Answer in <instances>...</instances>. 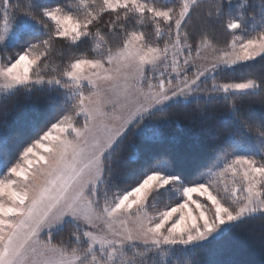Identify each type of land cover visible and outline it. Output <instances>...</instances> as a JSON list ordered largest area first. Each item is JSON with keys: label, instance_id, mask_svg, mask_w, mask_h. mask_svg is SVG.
I'll list each match as a JSON object with an SVG mask.
<instances>
[{"label": "snow or ice", "instance_id": "6c2138e0", "mask_svg": "<svg viewBox=\"0 0 264 264\" xmlns=\"http://www.w3.org/2000/svg\"><path fill=\"white\" fill-rule=\"evenodd\" d=\"M198 11L199 0H0V264H211L213 245L264 221V77L217 80L264 60V0H221L215 21ZM57 41L70 52L50 67ZM21 91L59 114L12 154L7 101ZM181 116L200 144L125 155L129 134L159 143ZM65 224L75 230L55 240Z\"/></svg>", "mask_w": 264, "mask_h": 264}, {"label": "trees", "instance_id": "16d2710c", "mask_svg": "<svg viewBox=\"0 0 264 264\" xmlns=\"http://www.w3.org/2000/svg\"><path fill=\"white\" fill-rule=\"evenodd\" d=\"M71 3H78L79 0H69ZM160 3L174 2V0H159ZM221 0H202L199 2V11L194 14L200 18H206L208 13H212L211 20H216V5ZM234 1L233 3H236ZM253 0H249L252 3ZM259 3V0H255ZM224 19L228 18V15H234L235 12L229 13L225 8ZM253 9L248 8L246 15L251 16ZM258 18V17H257ZM105 20L108 19L106 15ZM250 24V19L248 20ZM191 27L195 31H199L201 20L193 19ZM146 31H151L149 26ZM215 36L218 39L228 37L227 31H225L220 24L215 25ZM84 48H88L89 45H84ZM18 49H9V53L17 51ZM70 50L67 45L57 41L54 44V51L49 58V64L51 66H59L67 62V56ZM252 76L255 78L264 77V60L259 57L254 61L249 62L247 65L240 66L235 72L223 73L217 77L218 82H224L225 79L239 80L244 77ZM208 83H211L209 81ZM38 103L41 105L42 110L35 112L33 110V104ZM47 101L43 93L21 91L17 95L11 97L8 101V108L10 110L8 117L7 132L10 137L9 151L15 154L21 145L26 146V142H30L31 139H35V130H39L45 127V124L53 121L59 114L58 106L56 108L45 107ZM196 101H193L192 107L195 108ZM200 103H203L201 101ZM224 102L218 103V112H223ZM173 111H177L175 108ZM183 112L184 109H179ZM214 125L217 121L212 122ZM135 140V148H128L127 141L125 142V155L126 156H139L151 155L158 149H168L173 154L176 152L186 151L189 146L200 144L201 137L196 133L195 129L191 125L190 121L185 120L182 116L179 118V123L173 126L170 130H166L163 134V138L159 143H154L150 139L145 138H133L129 134V140ZM204 160L197 162H190L186 165L185 171L188 174V178L194 179L198 175L199 165L204 163ZM132 171H136L138 165L134 162H130ZM3 165H0V175L3 174ZM133 182L132 173L125 174L118 183V188L123 189L126 184ZM116 189H113L115 191ZM165 201L162 200L161 205ZM264 225V221L260 218L255 220L246 221L243 225L235 229L225 239L212 246L211 251L205 257L211 264H264V232L261 228ZM74 231L73 225H65L60 231L56 232L54 239L59 241L61 239L67 240L69 233Z\"/></svg>", "mask_w": 264, "mask_h": 264}, {"label": "rangeland", "instance_id": "374dc122", "mask_svg": "<svg viewBox=\"0 0 264 264\" xmlns=\"http://www.w3.org/2000/svg\"><path fill=\"white\" fill-rule=\"evenodd\" d=\"M202 0H199V2H201ZM234 1H237V0H233V2ZM250 23H251V21H250ZM228 33V32H227ZM241 33H239V32H237V35H240ZM225 38H227V39H230V35L228 34V37L226 36ZM225 38H222V39H219L221 42L225 39ZM0 54H2V50H0ZM258 58V57H257ZM256 58V59H257ZM192 75V73L191 72H189V76H191ZM162 202V201H161ZM163 205H161V203L160 204H158V208H160V207H162ZM150 211H152V209H150ZM65 225H68V224H65ZM64 225V226H65ZM73 229H74V227H73ZM75 230V229H74Z\"/></svg>", "mask_w": 264, "mask_h": 264}]
</instances>
